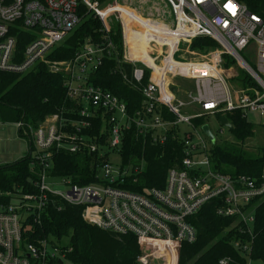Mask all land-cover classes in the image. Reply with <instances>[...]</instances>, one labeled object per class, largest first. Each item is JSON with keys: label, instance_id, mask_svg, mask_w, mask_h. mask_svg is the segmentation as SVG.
Returning <instances> with one entry per match:
<instances>
[{"label": "built area", "instance_id": "obj_1", "mask_svg": "<svg viewBox=\"0 0 264 264\" xmlns=\"http://www.w3.org/2000/svg\"><path fill=\"white\" fill-rule=\"evenodd\" d=\"M164 1L172 21L149 16L145 24L127 14L118 0L105 4L99 0H0V79L4 73L26 74L37 65H48L51 72L64 73L67 96L75 104L69 113L79 116L74 119L61 111L46 116L34 128L22 120L14 123L28 138L31 166H41V173L36 192L14 195L11 203L0 206V264H59L60 260L66 264L65 254L49 240L24 241L30 213L39 212L53 197L82 205L83 217L92 225L133 234L142 264H178L182 245L198 237L191 218L214 199L220 201L218 214L235 218L251 232L254 203L264 197V166L258 177L216 170L211 159L216 140L203 130L204 125L211 126L206 121L197 125L195 120L219 119L240 111L247 120L257 116L264 123V12L239 0ZM89 15L101 21L102 40L88 39L73 58L53 61L52 51ZM119 24L122 55L111 35L113 26ZM203 36L220 43L257 85L233 84L227 74L233 67L225 68L222 50L181 59L182 43ZM252 45L256 67L242 54ZM107 57L116 61L121 78L143 95L142 104L133 112L117 94L90 81ZM125 64L131 66L130 71ZM165 109L174 119L166 118ZM99 110L106 124L100 133L91 135L88 130ZM133 127L144 143L153 144H164L176 127L183 130L182 165L169 169L163 187L137 192L124 186L128 177L137 176L145 166L144 158L139 167L125 164L120 154L126 131ZM61 151L97 152L95 181L77 184L68 177H49L48 169ZM113 152L120 154V166L113 164ZM234 245L244 255L251 251V243L236 240ZM231 261L224 257L220 264Z\"/></svg>", "mask_w": 264, "mask_h": 264}, {"label": "trees", "instance_id": "obj_2", "mask_svg": "<svg viewBox=\"0 0 264 264\" xmlns=\"http://www.w3.org/2000/svg\"><path fill=\"white\" fill-rule=\"evenodd\" d=\"M99 1L105 4L112 0ZM239 1L247 3L252 10L264 12V0ZM103 35L101 21L94 15H89L52 51L50 58L53 61L71 59L88 39L97 42L102 40ZM111 35L122 55L123 39L120 24L113 26ZM218 46L213 38L203 36L194 40L191 50L205 51ZM235 63L236 60L227 57L224 66L229 69L236 65ZM125 68L130 71L131 66L125 64ZM148 77L149 72L144 83L148 82ZM230 79L234 84L246 88L257 85L242 69ZM64 80V73L51 72L45 64L37 65L26 74L4 73L0 79V121L16 123L22 120L34 128L42 123L46 116L61 111H64L66 116L71 115L77 119L78 113H69L75 104L67 96ZM90 81L117 94L128 104L131 112L142 104V93L121 78L116 71V61L111 57H107L92 73ZM101 113L99 110L98 116L92 118L93 128L88 130L89 134L97 135L105 127L106 122ZM227 114L232 123L229 131L233 140L223 142L217 140L212 145L213 167L223 173L233 175L241 173L258 177L264 166V140L256 151L247 149L246 142L255 136L256 126L264 128V123L249 121L242 117L240 111ZM164 115L168 119H174V115L166 109ZM204 121L197 119L195 123L200 125ZM19 134L21 137L24 136L22 129L19 130ZM182 135L183 130L176 127L169 133L164 144H153L150 140L144 143L134 127L133 130L126 131L120 149L123 162L139 167L144 158L145 166L137 176L128 177L124 186L137 192H144L153 186L163 187L169 169L182 165L184 155ZM105 137L102 138V143H105ZM98 159L97 152L61 151L55 155L48 175L68 177L73 183L88 184L95 181ZM31 161L32 157L27 154L11 163L0 164V206L11 203L14 195L37 191L35 183L41 173V166H31ZM50 200L39 212L36 210L35 213H30L25 222L24 241L49 240L65 254L70 264H142L139 261L141 248L133 234H117L101 229L84 219L82 205H73L57 197ZM219 204L220 201L214 199L206 203L191 218L198 237L194 243L182 245L178 264H220L224 257L232 258L229 264L250 262L264 264V197L254 203L255 221L251 226V232L235 218L218 214ZM236 240L251 243L250 253L244 255L234 245Z\"/></svg>", "mask_w": 264, "mask_h": 264}, {"label": "rangeland", "instance_id": "obj_3", "mask_svg": "<svg viewBox=\"0 0 264 264\" xmlns=\"http://www.w3.org/2000/svg\"><path fill=\"white\" fill-rule=\"evenodd\" d=\"M119 4L124 6L128 13H134L136 18H138L141 22L145 20L141 19L142 16L145 17H152V18H161L166 22H171L172 17L170 16V8L166 4L164 0H118ZM140 14V15H139ZM142 15V16H141ZM115 24V22H113ZM195 39L191 42L184 41L180 47L179 56L181 55V59L185 58H199L204 54L211 52L212 50H222L224 61L226 62V58L233 57L228 53L221 45L219 44L218 47L209 48L205 51H195L191 50ZM247 61L254 67H256V55L254 52V45H252L249 49L245 50L242 53ZM178 58V57H177ZM233 65V69L227 71V74L230 77L236 75L240 69L244 70L239 63H235ZM183 85L187 88L192 89L189 86V81L180 80ZM234 84V82H232ZM199 107L196 108V111H199ZM251 120L255 123H260V118L252 117ZM211 126L213 133L216 135V141L223 142L224 140H233V136L229 131V128L220 124L218 117L210 116L205 119ZM263 124V123H262ZM183 127H186L183 125ZM264 140V128L260 125L256 126L255 136L247 140L246 148L251 151H256L257 147L262 144ZM29 150V143L28 138L21 137L18 131V128L13 122L8 123H1L0 122V164L11 163L15 160H18L22 157H25L28 154ZM111 159L113 164L117 166L121 165V157L118 152H113L111 155ZM64 188V187H62ZM66 264H70L67 260L65 261Z\"/></svg>", "mask_w": 264, "mask_h": 264}, {"label": "water", "instance_id": "obj_4", "mask_svg": "<svg viewBox=\"0 0 264 264\" xmlns=\"http://www.w3.org/2000/svg\"><path fill=\"white\" fill-rule=\"evenodd\" d=\"M219 122L221 125L226 126L228 128L232 127V123L229 121L228 117L225 115L219 118ZM203 130L213 142L216 140V136L214 135L213 131L210 129L209 125H204ZM59 264H63V262L60 260Z\"/></svg>", "mask_w": 264, "mask_h": 264}, {"label": "bare ground", "instance_id": "obj_5", "mask_svg": "<svg viewBox=\"0 0 264 264\" xmlns=\"http://www.w3.org/2000/svg\"><path fill=\"white\" fill-rule=\"evenodd\" d=\"M122 8H123L124 11L127 12V14H128V11L125 9V7L122 6ZM130 13H131V12H130ZM131 15H132V14H131ZM125 19L128 21V20H129L128 16H125ZM141 19L145 20L143 23H145V24L147 23V17H142ZM140 28H141V26H140ZM138 32H140L139 34L143 35V31H142V30L138 29ZM146 42H147V41H146Z\"/></svg>", "mask_w": 264, "mask_h": 264}]
</instances>
